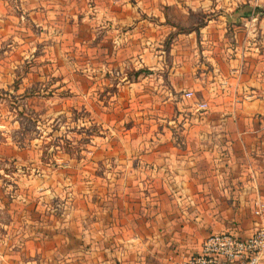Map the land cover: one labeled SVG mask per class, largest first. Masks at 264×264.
I'll list each match as a JSON object with an SVG mask.
<instances>
[{
	"label": "rangeland",
	"instance_id": "1",
	"mask_svg": "<svg viewBox=\"0 0 264 264\" xmlns=\"http://www.w3.org/2000/svg\"><path fill=\"white\" fill-rule=\"evenodd\" d=\"M99 1L0 0V264H106L97 251L110 258L112 251L94 243V225L120 218L110 213L114 193L128 189L114 178L131 169L119 161L130 146L156 139L167 124V97L200 113L193 90L191 97L168 90L161 68L144 77L139 54L118 51L126 40L114 34L130 26L116 27L113 9ZM199 5L177 20L174 9L164 8L171 15L164 21L187 32L193 16L194 22L214 18L212 33H219L221 48L227 39L229 54L238 43L236 24L242 46L259 53L264 65V0ZM244 5L252 9L240 16ZM172 43L166 34L152 45V61L156 53L164 56L163 71ZM91 242L95 259L87 263Z\"/></svg>",
	"mask_w": 264,
	"mask_h": 264
},
{
	"label": "crops",
	"instance_id": "2",
	"mask_svg": "<svg viewBox=\"0 0 264 264\" xmlns=\"http://www.w3.org/2000/svg\"><path fill=\"white\" fill-rule=\"evenodd\" d=\"M203 1L98 2L113 9L116 27L130 26L114 38L126 40L118 49L124 56L139 54L149 70L141 69L144 74L140 75L147 77L154 68H161L168 90L191 89L209 103L205 112H188L191 106L167 97V124L156 139L130 146L134 155L129 151L119 161L130 167L131 174L114 179L128 190L125 195L121 189L114 193L110 213L120 218L94 225L99 234L94 243L107 253L111 249L113 256L97 251L98 262L159 264L162 258V264H177L196 253L210 232L230 230L247 235L253 228V202L256 197L264 199V65L259 53L242 46L236 24L232 29L238 43L229 54L232 49L227 39L221 48L215 39L219 33H212L214 18L194 22L193 16L187 32L164 21L171 16L164 8L174 9L177 15L172 17L177 20L187 18L186 11L199 8ZM166 34L173 39V55L163 71L164 56L156 53L152 61L151 55L154 41L163 40ZM93 231V227L88 229ZM91 245L86 247L87 263L95 259Z\"/></svg>",
	"mask_w": 264,
	"mask_h": 264
},
{
	"label": "built area",
	"instance_id": "3",
	"mask_svg": "<svg viewBox=\"0 0 264 264\" xmlns=\"http://www.w3.org/2000/svg\"><path fill=\"white\" fill-rule=\"evenodd\" d=\"M192 90L184 96L191 97ZM192 106L196 111L208 109L205 99H195ZM253 228L247 235H238L230 230L208 233L199 250L177 264H262L264 261V199L256 197L253 202Z\"/></svg>",
	"mask_w": 264,
	"mask_h": 264
},
{
	"label": "water",
	"instance_id": "4",
	"mask_svg": "<svg viewBox=\"0 0 264 264\" xmlns=\"http://www.w3.org/2000/svg\"><path fill=\"white\" fill-rule=\"evenodd\" d=\"M251 6L245 5L242 9H240L239 13L240 14H248L251 11Z\"/></svg>",
	"mask_w": 264,
	"mask_h": 264
},
{
	"label": "trees",
	"instance_id": "5",
	"mask_svg": "<svg viewBox=\"0 0 264 264\" xmlns=\"http://www.w3.org/2000/svg\"><path fill=\"white\" fill-rule=\"evenodd\" d=\"M139 70H141V69H138L135 73H139Z\"/></svg>",
	"mask_w": 264,
	"mask_h": 264
}]
</instances>
